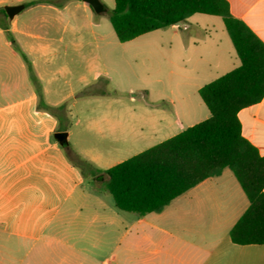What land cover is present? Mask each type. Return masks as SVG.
I'll return each instance as SVG.
<instances>
[{
	"label": "crops",
	"instance_id": "crops-1",
	"mask_svg": "<svg viewBox=\"0 0 264 264\" xmlns=\"http://www.w3.org/2000/svg\"><path fill=\"white\" fill-rule=\"evenodd\" d=\"M227 1L231 14L264 42V0ZM19 4L36 20L22 18L23 10L12 20L7 16L8 22L0 18V264H78L81 258L100 264H264V244L232 241L231 230L249 200L229 168L161 212L144 216L122 211L114 200L89 191L61 144L53 140L56 132L68 131V139L74 135L67 123L62 128L68 129L59 131L54 109L66 100L75 104V89L70 86L59 103L50 100L49 83L32 57L77 47L76 28L70 15L65 16L68 5L58 7L61 0H0L3 8ZM83 7L90 9L84 1ZM194 15L184 27L166 28L167 53L172 64H179L183 86L175 113L191 122L188 127L201 122L192 121L204 111L200 88L241 63L226 28L219 33L213 23L191 21ZM33 23L45 28L47 36ZM52 28H58L55 38L48 36ZM70 32L74 38L66 40ZM22 54L31 62L39 87ZM40 94L51 110L40 108ZM209 117L206 113L204 118ZM238 117L243 136L264 156V98Z\"/></svg>",
	"mask_w": 264,
	"mask_h": 264
},
{
	"label": "rangeland",
	"instance_id": "rangeland-1",
	"mask_svg": "<svg viewBox=\"0 0 264 264\" xmlns=\"http://www.w3.org/2000/svg\"><path fill=\"white\" fill-rule=\"evenodd\" d=\"M100 1L105 9L101 13L86 3L92 15L90 9L85 11L83 0H61L58 7L68 5L65 16L70 15L71 27L76 28L77 47H70L66 52L60 47L56 52L35 53L32 57L45 83H49L50 100L59 103L68 88L74 87L75 104L73 100H66L54 109L61 123L58 129H68L62 128L67 123L74 131L68 145H61L63 153L82 174L89 191L104 194L113 203L106 188L108 175H96L92 168L105 172L178 134L179 128L188 127L191 122L175 113V103L182 96L183 86L179 64H172L167 53V27L121 43L110 22L115 1ZM2 9L0 6V18L8 22ZM20 14L30 22L32 18L36 20L26 10ZM191 21L200 25L213 23L219 33L226 32L219 16L196 14ZM33 24L36 31L40 29L47 36L45 28ZM56 30H48V36L55 38ZM70 38L74 35L66 33V40ZM65 66L69 69H61ZM201 104L203 113L192 121H202L206 113L210 115L205 104ZM39 105L45 111L52 108L41 94ZM128 132L132 135L127 137ZM77 263L100 264L82 258Z\"/></svg>",
	"mask_w": 264,
	"mask_h": 264
},
{
	"label": "trees",
	"instance_id": "trees-1",
	"mask_svg": "<svg viewBox=\"0 0 264 264\" xmlns=\"http://www.w3.org/2000/svg\"><path fill=\"white\" fill-rule=\"evenodd\" d=\"M114 1L110 22L121 43L184 22L197 13L219 16L241 63L200 88L209 118L105 172L97 168L92 172L108 175L106 188L118 209L144 216L161 212L191 188L229 168L249 200V207L231 230L232 241L264 244V156L243 136L238 117L242 109L264 98V42L231 14L227 0ZM1 13L7 17L4 9ZM2 28L14 42L9 26L3 24ZM22 57L39 87L28 58Z\"/></svg>",
	"mask_w": 264,
	"mask_h": 264
},
{
	"label": "water",
	"instance_id": "water-1",
	"mask_svg": "<svg viewBox=\"0 0 264 264\" xmlns=\"http://www.w3.org/2000/svg\"><path fill=\"white\" fill-rule=\"evenodd\" d=\"M83 1L85 3H87V4H89L96 13H101V12H103L105 10L104 6H103V4L101 3L100 0H83ZM23 9H24V5L23 4L14 5V6H5L4 7L6 15L11 20L14 18L15 15H17ZM175 25L179 26V27H184V23L183 22H177ZM54 137L58 140V142L62 146H67L68 145V133L67 132H57V133H55Z\"/></svg>",
	"mask_w": 264,
	"mask_h": 264
}]
</instances>
